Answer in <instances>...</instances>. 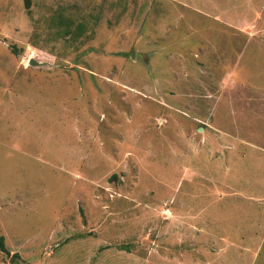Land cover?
Masks as SVG:
<instances>
[{"label": "rangeland", "instance_id": "1", "mask_svg": "<svg viewBox=\"0 0 264 264\" xmlns=\"http://www.w3.org/2000/svg\"><path fill=\"white\" fill-rule=\"evenodd\" d=\"M0 235V264H264V0H0Z\"/></svg>", "mask_w": 264, "mask_h": 264}, {"label": "trees", "instance_id": "2", "mask_svg": "<svg viewBox=\"0 0 264 264\" xmlns=\"http://www.w3.org/2000/svg\"><path fill=\"white\" fill-rule=\"evenodd\" d=\"M25 5L27 8H29L30 7V0H25ZM124 247H122V249H126ZM0 252L8 253V250H7L6 244H5V237L3 235H0ZM15 256H18V255L16 254Z\"/></svg>", "mask_w": 264, "mask_h": 264}, {"label": "crops", "instance_id": "3", "mask_svg": "<svg viewBox=\"0 0 264 264\" xmlns=\"http://www.w3.org/2000/svg\"><path fill=\"white\" fill-rule=\"evenodd\" d=\"M243 27H244V28H245V27L247 28V27H248V24H246V23H245V24L243 25ZM244 28H243V31H245V30H246V29L244 30ZM252 29H253V28H252ZM246 31H247V30H246ZM247 33H248V32H247ZM191 231H192V229H190V228H189V229H188V230H186L185 232H186L187 234H188V233H190V234H191ZM198 231H199V230H198ZM200 232H204V231L201 229V231H200ZM196 236H197V235H196ZM194 237H195V236L191 237V239H192V238L194 239ZM195 238H196V237H195ZM194 242H195V243H197L196 241H194Z\"/></svg>", "mask_w": 264, "mask_h": 264}]
</instances>
